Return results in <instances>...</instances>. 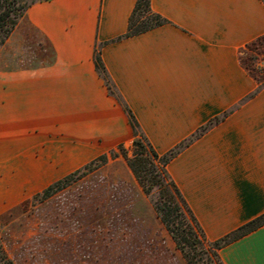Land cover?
I'll use <instances>...</instances> for the list:
<instances>
[{
	"label": "crops",
	"instance_id": "0c3cea01",
	"mask_svg": "<svg viewBox=\"0 0 264 264\" xmlns=\"http://www.w3.org/2000/svg\"><path fill=\"white\" fill-rule=\"evenodd\" d=\"M134 2L39 0L27 7L0 51V165L61 148L82 164L131 144L126 113L94 69L98 47L157 154L225 113L165 167L205 238L217 239L264 212V86L248 97L256 84L237 58L264 34V6L149 0L166 23L118 39ZM218 256L223 264H264V224Z\"/></svg>",
	"mask_w": 264,
	"mask_h": 264
},
{
	"label": "rangeland",
	"instance_id": "374dc122",
	"mask_svg": "<svg viewBox=\"0 0 264 264\" xmlns=\"http://www.w3.org/2000/svg\"><path fill=\"white\" fill-rule=\"evenodd\" d=\"M239 56L262 72L264 41ZM123 148L130 157V144ZM105 154L85 169L89 161L76 164L63 148L0 165V248L12 264H185L155 214L156 189L142 192L116 147Z\"/></svg>",
	"mask_w": 264,
	"mask_h": 264
},
{
	"label": "trees",
	"instance_id": "16d2710c",
	"mask_svg": "<svg viewBox=\"0 0 264 264\" xmlns=\"http://www.w3.org/2000/svg\"><path fill=\"white\" fill-rule=\"evenodd\" d=\"M36 1L39 0H30L28 2L25 0H0V45L12 32L27 7ZM261 1L264 6V0ZM164 23H166V20L150 9L149 0H135L128 16L125 32L118 39L146 32ZM263 41L264 34L245 43L243 47L255 46ZM240 49L237 56L238 63L256 84L253 92L248 95V97H251L264 86V70L255 72L248 63L242 61L239 56ZM93 64L97 75L103 81L107 93L126 113L128 124L132 131L131 156L126 157L122 144L117 145L116 148L121 152L126 165L142 192L148 194L152 188L156 189L157 198L154 203V211L159 222L172 240L174 248L179 252L185 264H223L218 256V250L263 225L264 212L221 237L208 240L205 238L201 227L184 198L169 177L165 167L181 149L198 138L212 124L219 121L225 113L221 117L210 119L166 152L157 154L140 131L132 113L116 91L100 60L98 47L94 48L93 51ZM109 152H112V149L108 150ZM105 158L106 154L103 153L89 161L83 168L85 169L87 165L95 160H104ZM73 174L66 175L43 189L41 199H45L56 191L68 186L73 181L71 179ZM0 264H12L1 248Z\"/></svg>",
	"mask_w": 264,
	"mask_h": 264
}]
</instances>
